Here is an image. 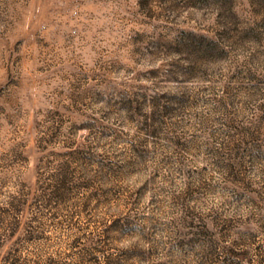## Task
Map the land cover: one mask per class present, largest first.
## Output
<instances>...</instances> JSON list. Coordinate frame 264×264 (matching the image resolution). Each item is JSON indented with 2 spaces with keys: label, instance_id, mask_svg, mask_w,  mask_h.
<instances>
[{
  "label": "rangeland",
  "instance_id": "1",
  "mask_svg": "<svg viewBox=\"0 0 264 264\" xmlns=\"http://www.w3.org/2000/svg\"><path fill=\"white\" fill-rule=\"evenodd\" d=\"M0 264H264V0H0Z\"/></svg>",
  "mask_w": 264,
  "mask_h": 264
},
{
  "label": "trees",
  "instance_id": "2",
  "mask_svg": "<svg viewBox=\"0 0 264 264\" xmlns=\"http://www.w3.org/2000/svg\"><path fill=\"white\" fill-rule=\"evenodd\" d=\"M3 241H0V246L2 245Z\"/></svg>",
  "mask_w": 264,
  "mask_h": 264
}]
</instances>
